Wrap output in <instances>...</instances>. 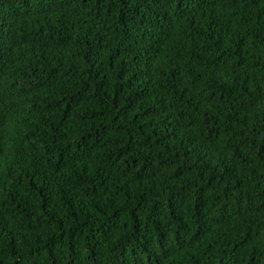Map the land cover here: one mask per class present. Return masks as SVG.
<instances>
[{"label":"trees","instance_id":"obj_1","mask_svg":"<svg viewBox=\"0 0 264 264\" xmlns=\"http://www.w3.org/2000/svg\"><path fill=\"white\" fill-rule=\"evenodd\" d=\"M0 264H264V0H0Z\"/></svg>","mask_w":264,"mask_h":264}]
</instances>
